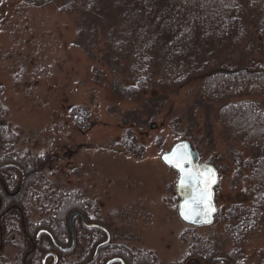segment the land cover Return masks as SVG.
Wrapping results in <instances>:
<instances>
[{"label":"rangeland","instance_id":"1","mask_svg":"<svg viewBox=\"0 0 264 264\" xmlns=\"http://www.w3.org/2000/svg\"><path fill=\"white\" fill-rule=\"evenodd\" d=\"M77 20L53 4L0 0V118L17 139L14 147L19 154L25 156L28 151L40 159L38 164L45 159L40 169L48 185H40L38 191L44 195L83 192L97 202L103 223L110 227L114 223L131 246L151 251L160 264L178 260L184 253L183 242L191 244L194 236L210 237L225 252L235 249V264H262L264 218L254 229L243 231L236 245L224 234L221 213L245 201L240 195L242 183L234 184L225 154L230 146L242 150L215 119L207 135L202 109L194 111L197 127L188 125L198 84L172 93L159 86L155 77L152 90L142 100L120 98L112 88L118 76L75 46ZM241 52L219 54L218 63L239 64ZM259 55L254 52L249 58L257 60ZM78 107L88 113H79L85 126L78 127L69 117L70 109ZM86 117L87 123L83 122ZM134 122L141 129H134L132 136L139 155L121 145L125 128ZM184 133L191 134L190 144L200 160L219 173L212 197L220 219L209 227L192 228L179 222L177 174L159 160L172 145L187 140ZM184 232V241L179 240ZM14 255L6 248V258Z\"/></svg>","mask_w":264,"mask_h":264},{"label":"trees","instance_id":"2","mask_svg":"<svg viewBox=\"0 0 264 264\" xmlns=\"http://www.w3.org/2000/svg\"><path fill=\"white\" fill-rule=\"evenodd\" d=\"M25 1L53 4L60 12L78 19L75 46L118 76L112 88L122 99L142 100L152 90L155 77L159 86L172 93L198 84L188 125L195 126L194 111L202 109L207 135L210 137L211 120L215 119L242 150L230 146L225 154L233 169L234 184L242 183L240 195L245 201L221 213L224 234L236 245L242 240L243 231L260 223L264 218V0ZM236 50L242 51L241 64L218 63L219 54ZM254 52L260 54L258 61L249 58ZM156 104H161L160 100ZM84 109L69 111L78 127L86 125L79 114L82 110L88 116ZM145 117L149 121V115ZM87 118L83 122L87 123ZM176 124L171 123L175 132ZM138 125L134 122L125 128L121 143L135 155L141 153L132 139L134 129L141 130ZM183 136L192 142L191 134ZM25 158L31 165L41 162L28 151ZM30 179L48 185L40 174ZM84 195L78 190L49 191L42 204L50 212L61 213L60 220L64 221L67 213L83 209ZM248 203L250 207H244ZM220 218L217 214L215 221ZM196 241L205 254L222 248L210 237ZM141 254L140 264H151L150 253Z\"/></svg>","mask_w":264,"mask_h":264},{"label":"flooded vegetation","instance_id":"3","mask_svg":"<svg viewBox=\"0 0 264 264\" xmlns=\"http://www.w3.org/2000/svg\"><path fill=\"white\" fill-rule=\"evenodd\" d=\"M11 133L0 118V264H140L143 252L150 253L151 264H160L151 251L131 246L114 223L113 227L103 223L97 202L86 195L83 209L67 213L64 221L61 213L44 209V195L38 191L42 182L30 179L38 174L43 177L42 164L27 163L15 149L17 139ZM29 168L33 169L30 173ZM218 212L213 223L218 221ZM176 216L188 226L178 218L177 209ZM182 234L179 240L184 241L186 233ZM199 238H191L189 245L183 242L184 253L170 264H235V249L225 252L220 245L221 249L205 254L196 241ZM6 248L15 252L12 259L4 256Z\"/></svg>","mask_w":264,"mask_h":264},{"label":"water","instance_id":"4","mask_svg":"<svg viewBox=\"0 0 264 264\" xmlns=\"http://www.w3.org/2000/svg\"><path fill=\"white\" fill-rule=\"evenodd\" d=\"M173 152L183 153L186 158L187 162L183 163L184 173H181L176 167L164 159L166 156L171 158ZM159 160L166 168H170L177 174L175 192L179 199L176 208L178 218L190 227H209L213 222V216H215L217 210L215 201L211 197V208L214 211H210L208 207V198L212 196V191L218 185L219 181L217 170L213 166L201 162L197 151L193 150L190 142L186 140L172 145L166 153L161 154ZM210 169L212 170L211 172H209ZM210 176L215 180V183H211L209 180ZM182 179L183 184H181ZM182 213L188 215L190 218L185 219ZM75 215L76 213L72 214L69 221Z\"/></svg>","mask_w":264,"mask_h":264},{"label":"snow or ice","instance_id":"5","mask_svg":"<svg viewBox=\"0 0 264 264\" xmlns=\"http://www.w3.org/2000/svg\"><path fill=\"white\" fill-rule=\"evenodd\" d=\"M166 160V162H168L169 164H171L172 166L176 167L181 173H184L185 169L183 167V163H186V158L184 157L183 153H178V152H173L171 154V158L166 156L164 158ZM212 170L210 169L209 172H211ZM209 180L211 181V183H215V180L211 178V176L209 177ZM205 183H207V181H205ZM181 184H183V179L181 180ZM209 203H208V207L210 211H214V209L211 208V203H210V196H209ZM182 215H184L185 219H189L190 217L184 213H182Z\"/></svg>","mask_w":264,"mask_h":264},{"label":"bare ground","instance_id":"6","mask_svg":"<svg viewBox=\"0 0 264 264\" xmlns=\"http://www.w3.org/2000/svg\"><path fill=\"white\" fill-rule=\"evenodd\" d=\"M209 165H211V164H209ZM212 166V165H211ZM214 167V166H213ZM215 168V167H214ZM216 169V168H215ZM217 170V169H216ZM218 172V171H217ZM218 176H219V173H218Z\"/></svg>","mask_w":264,"mask_h":264}]
</instances>
